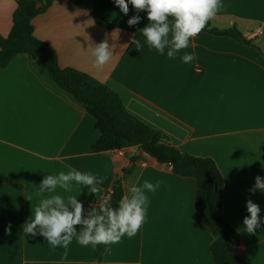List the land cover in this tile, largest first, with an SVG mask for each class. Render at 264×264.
I'll list each match as a JSON object with an SVG mask.
<instances>
[{"label": "crops", "instance_id": "crops-1", "mask_svg": "<svg viewBox=\"0 0 264 264\" xmlns=\"http://www.w3.org/2000/svg\"><path fill=\"white\" fill-rule=\"evenodd\" d=\"M222 3L213 25L237 27L262 53L209 33L191 39L175 58H168L167 48L164 54L150 49L145 39H139L137 51L130 43L135 37L131 30L103 28L68 0L55 2L34 18V35L55 49L62 68L77 69L106 84L121 96L131 115L167 134L179 150L214 159L224 179L225 218L241 235L253 264H264V192L249 191L255 177H264V0ZM16 6L17 0H0V37L9 35ZM119 12L113 0L109 20ZM136 15L141 20L130 27L144 28L146 11L137 13L131 4L124 24L129 26L127 21ZM105 40L113 56L98 68L92 53ZM186 53L195 59L184 63L181 57ZM95 122L49 77L40 60L20 55L0 69V264L93 262L97 246H81L73 237L67 249L53 248L43 236L26 235L22 226L51 195L66 201L77 197L86 214L113 189L136 156L140 161L125 177L124 196L145 180H159L160 186L155 192L145 190L149 202L138 233L107 245L103 263L213 264L214 237L195 207L194 178L174 175L171 164H160L136 147L93 152L100 136ZM73 169L102 177L101 191L89 194L73 182L71 192H39L45 176ZM248 199L261 209V227L254 234L243 226Z\"/></svg>", "mask_w": 264, "mask_h": 264}, {"label": "trees", "instance_id": "trees-1", "mask_svg": "<svg viewBox=\"0 0 264 264\" xmlns=\"http://www.w3.org/2000/svg\"><path fill=\"white\" fill-rule=\"evenodd\" d=\"M58 1L64 0H17L13 27L8 36L0 37V69L8 67L20 55H29L40 60L49 77L95 119V127L100 136L92 146L93 152L105 153L136 147L160 164H171L174 175L194 178L197 183L195 207L214 237L211 244L213 264H253L242 248L241 235L225 218L222 198L224 179L216 161L209 157H195L179 150L167 134L150 128L131 115L121 96L106 84L77 69L62 68L55 49L34 35V18L46 13ZM68 1L79 9L87 10L99 26L109 30H131L136 39L146 40L140 29L124 24V13L121 10L114 21L109 20L107 13L112 8L113 0ZM201 33L231 38L262 53L261 48L254 41L248 40L237 27L218 28L211 20ZM139 161L138 156L129 160L128 167L115 180L113 189L104 193L103 197L108 199L106 204L113 208L119 206L124 197L125 177L137 168ZM99 204L100 202L96 206ZM107 249V245H98L93 262L88 264H104L102 258Z\"/></svg>", "mask_w": 264, "mask_h": 264}, {"label": "clouds", "instance_id": "clouds-1", "mask_svg": "<svg viewBox=\"0 0 264 264\" xmlns=\"http://www.w3.org/2000/svg\"><path fill=\"white\" fill-rule=\"evenodd\" d=\"M114 4L125 15L129 12V4L137 13L146 11L148 24L140 32L150 49L164 54L167 48L168 58H175L177 53L188 48L190 40L199 35L223 8L222 0H114ZM140 20L141 17L136 15L127 23L134 26ZM130 43L137 51L140 50L139 39L133 37ZM122 46L127 48L128 44ZM92 54L98 68L107 65L113 56L107 40L95 45ZM194 59L192 53L181 57L184 63ZM73 182L83 185L89 194L96 195L101 191L99 185L103 183V178L73 169L45 176L38 188L40 193H54L57 188L71 192ZM159 186V180L155 184L145 180L142 186L130 187L118 207L100 203L92 206L86 214L83 203L77 197L69 196L66 201L61 195H51L39 202L22 229L26 235L45 237L53 248L67 249L73 237L84 247L116 244L123 237L131 238L138 233L144 223L149 202L145 190L155 192ZM249 191L252 194L264 192V177H255V184ZM246 208L249 215L244 218L243 226L246 233L254 234L261 227V209L251 199L247 200ZM77 226H81L79 231ZM66 256L67 253L65 259Z\"/></svg>", "mask_w": 264, "mask_h": 264}, {"label": "built area", "instance_id": "built-area-1", "mask_svg": "<svg viewBox=\"0 0 264 264\" xmlns=\"http://www.w3.org/2000/svg\"><path fill=\"white\" fill-rule=\"evenodd\" d=\"M258 32H259L260 34H262L263 31H262V30H258ZM107 200H108L107 197H103V196H102V198L100 199L99 202H100V203H107Z\"/></svg>", "mask_w": 264, "mask_h": 264}]
</instances>
